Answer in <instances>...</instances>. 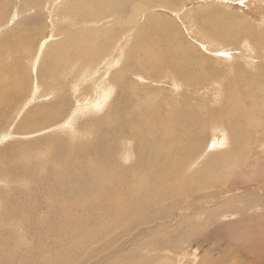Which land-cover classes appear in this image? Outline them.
Masks as SVG:
<instances>
[{"label":"rangeland","instance_id":"1","mask_svg":"<svg viewBox=\"0 0 264 264\" xmlns=\"http://www.w3.org/2000/svg\"><path fill=\"white\" fill-rule=\"evenodd\" d=\"M52 1H55V0H26V1L25 0H13V1L0 0V3H1L0 4V40L6 39L10 36L8 38L10 42H8L7 39L5 42H4V40L0 41V48H1L0 53H2L1 54L2 56L0 55V77H1V79L4 80V84H5V80L6 79L8 80L7 81L8 83H6L5 85L2 84V86L4 85L3 87H1L2 81L0 82V89L4 88L3 90H0V96H1V98H3V105L0 106V112H1L0 113V138H1L0 139L1 140L0 141V155L3 156V158H2L3 160L0 159V175H1L0 176V178H1L0 184H3V185H0V190L1 189L5 190V193L7 194L6 195L5 193H2L3 194L2 199H4V201H3V203H1L0 212H2V213H0V216L3 215V217L6 218V221H5L6 223L5 222L3 223L4 226L0 225V228L5 229L7 232L12 231L11 232L12 234L17 233V234H15L16 235L15 238L14 237L13 238L16 240L19 239V242L16 241V242L12 243V246H14V248H16V246H15L16 244L21 242V244H19L18 246L22 245V248H21L22 251L28 250V251H26L28 258L24 257L23 255H25V253H21V252L19 254L17 253L15 255L16 260H19L21 258V256H23L22 257L23 260L22 261L20 260L21 263L19 261V262H17V264H29V263L30 264H32V263L33 264H35V263L36 264H48V263L52 264L55 262H59L60 264H63L66 262V261H64L65 259L63 260V262L62 261L60 262V260L55 261L54 260V259H56L55 257L51 258V252L53 254L60 253L63 250V247H62L63 244L61 243V244L57 245L58 247H55L53 245H55L57 242H61L62 240L65 242L71 243L69 241L72 240V237L75 238L78 236L79 237L77 238L78 240H76V242H80L84 239L83 238V232H88L89 224L101 225V224H103L102 222H105V219H106V221L108 219H110V221L112 219H115L118 215L117 210L122 209L124 206H126L127 202H129L133 199H136L137 201L141 200V202H142V197L138 194V192H136L138 190L135 187V185H136L135 184L136 181H134L135 179L134 178L131 179V182H130L134 185L135 190H134V187L130 188L128 184L126 186L124 184H122L121 183L122 181L120 179V176H122L121 173H125L128 171L131 172L134 170V168L137 165L139 166V164H137L136 162H137L138 156L140 157V155L142 158H144V159L147 158L148 161L151 162L150 166H156L158 168L161 167L162 173H164L166 175L170 174L169 176H167L168 178L166 177L163 181V182H166L168 184L167 191L169 190V187H171L172 191H176L177 193H179L177 195H174L172 192H169V193H163V194L159 195L153 202H151L148 205L149 211L150 212L153 211L151 216L157 217L158 215L165 214L169 210H171V211L168 214V216H166V215L160 216V218L157 219L155 222L147 223V221L145 220V224H143L139 229L130 230L127 233L121 234L115 240L114 244L109 245V249L106 250V253H102L99 258H96L93 261H89L86 264H109L110 260L114 261L117 257H119L118 256L119 254H121L123 256L122 259H126V261H123L125 264H132V263L133 264H140V263H144V262H151V260H149L148 258L151 259V258H153L154 255L156 256V254H158L157 256H160L159 253L161 255H165L168 253V254H171L173 257H176L178 259H179V257H182V260L184 261V262L182 261L183 264H202V263H204V264H264V226H263L264 225V222H263L264 221V218H263L264 217V208H262V206L264 205V128H263L264 127V118H263L264 117L263 116L264 111H258V109H260V108L255 106V103H257V102L254 101L253 105L255 107V110L258 111L254 114V117H256V115H257V118L261 121V126H259L257 128L256 127H254V128L253 127L252 128L245 127L244 129L239 130L238 128H232L228 124H225V128H223L224 132L223 133H221V132L216 133L211 124L205 125V123H210L209 122L210 120H208V119H211L212 116H214L213 114H215V115H219V114L212 112L211 108L208 105L206 106V109H205V105L197 104V102H199V99H197V101H196V98L194 97V93L199 92V88L204 83V81L207 80L208 82L212 83L211 82L212 78L211 79L202 78L200 76L202 74H198L196 76V78L197 77L200 78L202 81V84L199 85V84H196L194 81H192L191 83H189V85H187L188 88H186V89L178 88L179 89V91H178V89H174V87L171 86V85H175L174 82L170 83L169 79L162 80L161 77H164V76L162 75V73L159 72V70L161 69L162 66L161 65L159 66V64H158L159 62L156 59V57L158 56L157 52L162 56L165 55L164 57L167 58L166 47L162 49L160 47H157V45H150V46L142 45V47H140V45H138V44H140L139 42L141 40V34L144 30L142 28H145V24H146L147 20L150 19V17H154L157 20H159V19L162 21L167 20L168 21L167 24L174 28L173 32H174V34H176L175 38L177 37L176 39H179L180 41H181V38L187 39L186 41H184V39H183V41L185 43L183 41H181L182 42L181 45L183 44V47H185V45H187L189 47L190 51L194 54L195 49L197 47H195V44L191 40L190 36L187 35L188 32L185 33V29L183 26V24H184L183 17H185L184 14L186 12L188 15L199 14V12H204V11H206L208 14V12H210L211 9L210 8L204 9V8L209 6V4H211L212 1H213V3H216V2L218 3L219 1L218 0H201V1L200 0H183L182 2H185L186 3L185 6H187L185 11H183V10L174 11L175 6H178V9H180V6H179L180 3L175 4L173 2V0H165V1L164 0H128L126 3L125 9H124L123 15H122L123 19L126 20V19L130 18L131 14L133 13V9H132L133 6L137 7L139 5L141 7L140 9L137 10V14H136L137 16L139 15L138 20L136 23H134V25L131 24V28H130V26H124L123 28H121V26L119 27V25L115 24L113 19H112L114 13H112L110 15H105L106 20L104 19V15L102 13L100 15L97 14L95 11H91V12L87 13V11L92 10V9L101 10L100 7H102V5L101 6L97 5L98 0H95V1L90 0V3L85 5V7H84L85 9L83 7H80L81 8L80 9L77 5L73 6L75 8L74 11H76V12H74V11L72 12V9H71L72 6L70 8L71 10L69 8H66L67 10H69L71 12V13H69V16H67L66 19L64 18L63 15L68 14L69 11L68 12L67 11H61V9H60L61 7H59L61 3L58 4V6H56L54 8H46L47 3L52 2ZM117 1L124 2L125 0H117ZM192 1L198 2L197 5L198 4H203V5L200 7H196L194 4L190 5L189 3ZM225 1H229L232 3L221 1L222 5L219 7H217V6L214 7L212 12L221 11L224 15H226V12H231L232 13L231 18L234 17L235 20L240 18V17L247 19V20H251L252 17H258L259 16L257 10L252 11L251 13L244 15V12H248L250 10V7L245 6V3L247 2V0H225ZM62 2H63V0H62ZM68 2L69 1L67 0V5H68ZM143 2H144V4H143ZM134 3H136V4H134ZM7 4L9 5L10 9L8 8ZM12 5L15 7V8H13V11L11 10ZM71 5H73V3ZM90 5H91V7H90ZM258 5H259L258 1L256 2L255 0H253L250 3L251 7H253V6L257 7ZM24 6L26 9L24 8ZM77 7L79 8V10ZM114 7L118 8L119 4L114 5ZM237 7H242V9L237 8ZM42 9H43V11H42ZM21 10H23V12ZM49 10L51 12H53L52 15L56 16V17L60 13V17L56 18V20H54L51 17ZM139 10L142 12L141 14H139ZM262 10L264 11V9H262ZM16 11L18 13H20L19 11L22 12V16L18 19H15L16 15L14 12H16ZM112 12H114V11H112ZM9 13H11V14L9 15ZM23 13H25L24 14L25 16L23 15ZM45 13H46V15H45ZM73 13H74V20L75 21H73V20L71 21V18H70V15ZM106 13H109V12H106ZM106 13H104V14H106ZM145 13H147V14L145 15ZM142 15L143 16L145 15V16L143 17ZM147 15H148V18L146 19ZM42 16H45V17H42ZM28 17L32 21H35V22L37 21L36 22L37 24L33 23L29 26V24L26 21V18H28ZM40 17H42V18H40ZM178 17H180V18H178ZM142 18L145 20L143 21ZM13 19H15V20H13ZM101 19H103V20L101 21ZM178 19H181V21H178ZM109 20H111V23H113V25H111ZM257 20L255 21V23H257ZM46 21L48 22V25H47ZM86 21H87V23H84ZM88 22H90V25L88 24ZM92 22H94V23L92 24ZM98 22H100V23L97 24ZM17 23L19 25H17ZM74 23H77V24L74 25ZM7 24H8V26H6ZM9 24H10V26H9ZM14 24H16V25H14ZM105 24H106V26H105ZM251 24H252V21H250V25ZM81 25L83 27H81ZM107 25H110L111 27L110 26L108 27ZM52 26H53V28H52ZM68 26L70 29L67 28ZM257 26H259V25H257ZM17 27H18L19 31H17ZM34 27H35V30H33ZM140 27H142V28H140ZM260 27L262 29H259L258 31H255L254 29H250V31H249L252 34L256 35V37H255L256 40H255V38L253 39L255 41H258V40L261 41L264 39V37H263L264 35L262 36V39H261V34H259V31L264 33V24L262 23ZM56 28L58 30L60 29L61 31L57 30V32H59V33H57L55 30ZM136 28H137V30H136ZM43 29H45L44 30L45 36H47L48 32L51 31V37L54 36L55 38L56 37L57 38L53 39L49 36V34L47 37H45L44 35L42 36L41 32L43 31ZM113 29H114V31H113ZM140 29H142L141 32H139ZM14 30H16V31L14 32ZM28 30H30L29 33H28ZM37 30L39 33H37ZM66 30H68V31H66ZM100 30H101V32H100ZM207 30H209V29H207ZM105 31H106V33H105ZM63 32H64V34H63ZM83 32L85 34H83ZM149 32L151 34V31H149ZM5 34H7V36ZM35 34H37V35H35ZM71 34H73V35H71ZM115 35H118L120 37L118 41H120L124 37H127V35H130V36L132 35V36L131 37L128 36L125 40V45L127 46V49L124 51L123 59L121 58L118 61H115V58H114L112 60V62L108 65L109 72H107L105 64H103V61L105 58H100V57H95V56H93V58H92V54H89L87 52H83L81 50V46L84 47L82 45L84 43H89V42H95L96 43L97 42V44L100 45L99 49L101 52L104 51L105 46L113 47V48H111V50H113L115 48L114 46L117 45L116 44L117 39L115 38L116 37ZM70 36H72V39ZM247 36L249 37L250 34L248 33ZM69 37H70V39H69ZM103 37H104V40H103ZM65 38H68V39H65ZM47 39H49V40H47ZM93 39H94V41H93ZM106 39H108V40H106ZM131 39H132V41H131ZM110 40L111 41L113 40L112 41L113 43H111ZM133 43H134V46L137 45V47L132 46ZM223 43L229 44L227 41L223 42ZM68 44L69 45L72 44V45L69 46ZM165 44H166V41L164 43V46H165ZM43 45H44V49L41 51V46H43ZM46 45H47V47H46ZM92 46H93L92 47V53H94V50L97 49V46L95 44H92ZM11 47H12V49H11ZM50 48H51V50H50ZM58 48H60V51ZM138 48L140 49V51ZM236 48L237 47L232 45L230 50L233 51ZM179 49H180L179 51L182 50V48H179ZM17 50H18V54L16 52ZM19 50H21V51H19ZM147 50H150V51H147ZM152 50L155 52V55H154ZM46 51H47V53H46ZM64 51H66V52H64ZM7 52L10 54H8ZM38 52H40L41 55L38 54ZM48 53H50V54H48ZM52 53H53V55L55 53L56 54L53 56ZM67 54H69V55H67ZM13 55L15 56V58L12 57ZM36 55L39 59L37 57H35ZM62 55L63 56L66 55V56H68V58H70L69 56H75V57L79 56V58L71 66L64 65V67L58 68L57 62L61 63L60 60H63ZM208 55L212 56L211 54H208ZM19 56H20V58L18 59ZM127 56L129 57V59ZM257 56L258 55H254V58L256 60L259 58ZM11 57L14 59H12ZM147 58L150 60L151 59H153V60L150 61ZM27 60H29L31 62H29ZM130 60H132V61H130ZM146 60H148V61H146ZM154 60H156V61L154 62ZM34 61L36 62L35 66H32V63ZM46 61H47V63H46ZM259 61H260V59H258V61H256L255 64ZM38 62H42V64L39 63V65H38ZM113 62H115V63H113ZM147 62H148V64H150V63L151 64L148 65ZM51 63H52V66H51ZM124 64H126V65H124ZM127 65H129L130 67L129 66L127 67ZM143 65H144V67H143ZM115 67H120V70L117 71L118 69ZM131 67H132V70H131ZM134 67H135V71H134ZM111 68H113V69H111ZM127 68H128V70H127ZM143 68H144V70H143ZM53 69L55 71V74L53 72ZM157 69H159V70H157ZM49 70H51L53 73L49 74V72H48ZM125 70H127V71H125ZM221 70L228 71L227 68H222ZM132 71H134V73H132ZM4 72H6V73L12 72V73L11 74H5L6 75L5 76L6 79H5L4 74H3ZM102 72L103 73L104 72L110 73V74H108L109 77L103 76V77L99 78V80L101 82L103 79L104 81H107L108 83H112L113 93L110 94L111 99H109L110 97L108 98L109 100L107 99V101L105 102V106H104L103 110L101 109L100 113L95 114L90 110L86 114L87 117H85L84 121L88 125L87 129H85L83 126L78 125V128L84 130V136L82 137L80 135V133L78 132V135H75L74 137H72V139H73L72 142H74V141H76V142L72 143V145L66 146L64 156H60V161L58 162L59 157L57 158L55 156H59L58 144L61 141L60 138H63V137L69 138V136L62 130L67 127V124H68L67 119L68 118L70 119L73 116L72 112H73V110H75V108L77 106V99H83L82 97H84V95L82 97H77V96L75 97V95L72 94L74 91L71 88H73V84L75 85V88L81 86V89L83 87L81 93H84L85 95L90 93V95L92 94L91 97L94 96L93 91H95V90H92V89H93V86L96 84L97 77H99L100 75L103 74ZM60 73H61V75H60ZM49 75H50V78H49ZM130 75H131V77H130ZM57 76H58V78H57ZM82 76H84V78L81 79ZM90 76H91V78H90L91 80L90 79L86 80V78H89ZM125 76H127L128 78ZM259 76H260V74L254 75V77H259ZM33 77H34V80L36 79L35 80L36 82H34ZM93 77H94V79H93ZM66 78H67L66 86H68V87L65 88V90H63L61 88V86L63 85V82ZM113 78H114V80H113ZM117 78H119V79H117ZM123 78L125 79V81ZM149 78H150V80H149ZM50 79H51V81H50ZM130 79H131V81H129ZM44 80H46V81H44ZM83 80L84 81L86 80L89 84L88 83L83 84V82H82ZM118 80H120V81H118ZM127 81H128V83H127ZM149 81L152 83H149ZM159 81H161V82H159ZM130 82H132V84ZM32 83H34V84H32ZM71 83H73V84H71ZM37 84L39 87L37 86ZM156 84H158V86H159V84H161L162 86L164 85L163 88H165L167 86L168 89H164V93L176 92V93H179L183 98H187V97L191 96V94H192L193 99L195 101V102H193L194 103L193 106H195L196 108H198V107L200 108L202 106L203 111L205 109V112L203 113V116L205 117L204 118L205 127L203 126V124L200 125V127H195V128L192 126L191 128L188 129L187 132H186L187 129H184L183 131H181V132H186V133H184V136H183V134H181V133L178 135L175 134V132L170 131V129L165 133V131L160 130L161 129L160 127L156 126L155 122H150L151 125L155 126V127L151 130H142L143 132L146 133L145 135L139 136L138 132H132L130 130L131 129L130 127H132V125H133L132 121L137 117H133L132 115H127L131 111L128 110L122 102H124V100L126 98H128L130 95L135 94L136 91L141 92L139 94L140 95L139 98H141L140 102L143 101V98H145L146 100L150 99L151 96H147V95L150 94V92L152 95L153 89L156 88L158 91H163V88L158 89L159 87ZM225 84H229V83H225ZM225 84L219 83L218 86L220 85L221 88H218V89L222 90V92L226 96H230V94H231L230 91H232V89L229 87L231 85L235 86V88H237L239 90L238 92H239L240 96H242V97L244 94H248L249 92L253 93L252 89H251V86H252L251 82H250V90H248L246 88L245 82L240 83V85H238L237 82H235V84H234V82L230 83L229 85H226V86H225ZM24 85H26L27 87ZM222 85H224V86H222ZM54 87L58 88L57 92L59 90L60 91L62 90L64 92L63 96H59L61 93H55L54 99H53L54 96L46 98L44 100L40 99L42 96L49 95L50 89H53ZM255 88H256V85H255ZM34 89H36V90H34ZM81 89H79V90H81ZM122 89H124V90H122ZM141 89H143V90H141ZM39 90H40V92H39ZM170 90H172V91H170ZM246 90H248V91L246 92ZM69 91H70V93H69ZM209 91H210V89L205 88V90L202 92V94H198V95L196 94L197 98H199L201 95L202 97L206 98V101H209V97H211V94L209 93ZM147 92H149V93H147ZM33 94L35 95V97H33L34 96ZM70 95H71V98H73L72 100L70 99ZM143 95H145L146 97ZM185 95L187 97H185ZM117 98H119V100ZM171 98H172V96H171ZM263 99H264V96H263ZM30 100H32V101H30ZM242 100L244 101L243 103H245L247 100V95L245 98H242ZM262 100H260L259 103ZM39 102L42 103L43 107L42 106L41 107L43 109H42V112L40 113L41 116L39 114H38V116L35 115V118L38 121L37 122L35 119L38 128L33 129L34 131L32 132V130L30 131L26 127L27 122L30 119L27 120V119H25V117L31 113V112L28 113V111L37 107V103L39 104ZM23 103H24V105L21 107V104H23ZM25 103H27V104H25ZM47 103H48V105L46 106ZM61 103H63V104H61ZM49 105H51V106H49ZM114 105H115V107H114ZM119 105L123 106V108H119L118 107ZM151 106H153V104ZM193 106H190L189 109L193 108ZM45 109L47 111H45ZM53 109H55V110L53 111ZM58 109L60 111L59 114H58ZM221 110H222V107L217 109V112L220 113ZM110 111H111V113H110ZM122 111H125V112H122ZM19 112H21L22 114ZM49 112H51L53 114H51L47 118V114ZM208 112H210V113H208ZM260 112H261V114H260ZM19 114H21V115H19ZM195 115H197L196 111L191 109L190 115H188V117L191 118V116H192L191 119H195ZM258 115H260V117ZM4 116H5V118H4ZM6 116L8 117V119ZM9 117H10V119H9ZM12 117L14 120L12 119ZM44 117L47 118V121L45 120ZM128 118H132V121H128L127 120ZM99 119H101V121L98 124L97 120H99ZM196 119H195V121L197 122L198 118L196 117ZM17 120H18V123L16 124ZM19 120L21 123H19ZM2 121H4V122H2ZM12 124H14L13 127H12ZM40 126H42V127H40ZM55 126H57L61 130H59L58 128H56L55 130H51V128L55 127ZM140 127H141L140 129H142V125ZM23 129H27V130H23ZM248 129H250V130H248ZM1 130H2V132H1ZM198 132H199V134H198ZM20 133H21V137H18V136H20ZM74 134H76V133H73V135ZM201 134H202V136H201ZM241 134L245 135L244 139H248V143L247 144L245 143V148H243V149H240L241 148L240 145L237 143V140H235V139L239 138ZM24 135H26V137ZM192 135L196 136L197 139L196 140L193 139ZM204 135H205V137H204ZM185 136L188 137L189 139H187ZM2 137H5V138H2ZM144 137H148V138H150V140H148ZM158 137L160 138V140ZM180 137H181V139H183L182 137H184V141L180 143V149L183 150L186 146H191V148H193V150L196 149V151H194L193 153L197 152L198 144L202 145L199 148V151H200L199 153L207 151L206 149L209 148V142L212 139H217L219 141V143L222 144V146L227 148L229 154L226 153V155H223L222 160L220 159V156L215 160V157L221 154V149H217L216 151H214L212 153L207 152L208 156L212 157L213 160L215 161L214 163L217 164L219 167L221 166L220 169L222 167H224L221 169L223 172V177L221 178L220 182L217 181L218 183L216 182V184L214 182L210 188L201 189V191H197L196 188H194L192 186V178H191L192 176L187 169V166L189 163H188V159L186 156L184 158L183 157L177 158L176 156H174L172 158H168L169 155H167L166 153H164V155L162 156L163 153L157 154L155 152V148L154 149L148 148V145L150 143L154 142V140H155L154 143L158 142V143H156V145L159 144L161 149H163V151H166V149L168 147H170L169 145H174L175 141L180 139ZM202 137H203V139H202ZM43 138L46 141L42 140ZM78 139H79V141H77ZM85 139H86V141H85ZM36 140H40V141L35 142ZM121 140H122V142H121ZM19 141H21V143ZM146 141H148V142H146ZM44 142H46V143H44ZM12 143H14V144H12ZM19 143L21 145H19ZM26 143H28V144H26ZM35 143H36V145H35ZM80 143H82V144H80ZM161 144L162 145L164 144L163 147L161 146ZM229 144H231V146ZM46 146L51 149V156L49 157L50 159L47 157L44 158V156H42L43 150ZM137 146L140 149L143 148L140 155H138L139 152H138ZM39 147H40L42 153L39 151L40 150ZM22 148H24V149H22ZM53 148H55V149H53ZM126 148H130V149L133 148L134 149V150L132 149L134 151L133 152L134 158L131 161H128V159L124 158V156L121 154V150L124 151ZM135 148H137V149H135ZM1 149H3L4 152H2ZM21 150H23V151H21ZM54 150H57V151H54ZM15 151H16V153H14ZM20 151H21V153H20ZM239 152H242V153H239ZM11 154H12V156H11ZM105 154L106 155L108 154L109 156L108 155L106 156ZM15 155L16 156L19 155L18 158ZM37 155H39V156H37ZM100 155H101V157H99ZM6 156L8 158H6ZM52 156L55 159H53ZM20 157H22L23 160ZM77 157H78V159H77ZM185 158H186V160H185ZM8 159L9 160L11 159L12 161L16 160L17 163L14 162L15 163L14 164L12 161L10 162ZM45 159L48 161H45ZM96 159L98 161L99 160L100 161L98 162ZM1 161H2V163H1ZM117 161H119V162H117ZM220 161H221V163H217ZM23 162H24V164H23ZM82 164H84V165H82ZM103 164H105V165H103ZM116 164H117V166H116ZM174 164H176V165H174ZM74 165H76V167H74ZM87 165L89 166L88 168H87ZM234 165L236 167H234ZM53 166H54V168H53ZM77 166H79V167H77ZM83 166H86V168ZM97 166H99L98 169H97ZM21 167H22V169H23V167H25L26 169L21 170ZM45 167H47V168H45ZM61 167H63V168H61ZM108 167L110 169H108ZM44 168H45V170H43ZM78 169H80L81 171H78ZM95 170H96V172H95ZM237 170L239 172H237ZM14 171H17V172H14ZM18 171H20V173H22L23 175L19 174ZM76 171H78V172H76ZM259 171H260V174H262L260 176H258ZM94 172H95V174H94ZM102 172H104L105 176H100V174ZM185 173H187V174H185ZM188 173H189V176H191V177L188 176ZM112 174H115L113 178H111ZM242 174H244L246 177L242 176ZM4 176H6L5 178L8 182L13 181L11 179V176L13 178L16 177V180H14L15 182L13 181V183H7L6 180L2 181L5 179ZM17 176H18V179L21 178V180L20 179L18 180ZM251 176H253V177H251ZM92 178L95 180H93ZM110 178H111V180H110ZM115 178H117L118 181L115 180ZM8 179H11V180H8ZM31 179L32 180L34 179L35 183H34V181H32L33 184H31V182H30ZM50 179L52 180V183L54 185L49 182ZM170 179H171V181H169ZM119 181H121V182H119ZM81 182H84V183H81ZM112 182L116 183L117 187L120 184L119 189L110 190V186H111ZM223 182L225 183L224 185H223ZM83 184H86V185L88 184V186L83 185ZM31 185H32V187H31ZM46 185H47V188L44 189L43 186L46 187ZM50 185H52V186L50 187ZM69 185H74V186H69ZM221 185H223V186H221ZM68 186L70 188L71 187L73 188L72 192H74V193L68 192L70 190V188ZM12 187H13V189H11ZM87 187H88V189H87ZM191 187H193V188H191ZM97 188H99V189H97ZM211 188H212V190H211ZM217 188H218V190H217ZM10 189L12 190L11 194H10ZM65 189L67 191H65ZM89 189H90V192H89ZM127 189H129L130 192L127 191ZM131 189L134 191L132 192ZM41 190H42V193L40 192ZM6 191H9V193ZM19 191H21V192H19ZM122 191H124V192H122ZM214 191H215V194H213ZM86 192H88L87 195H86ZM25 193H27V194H25ZM45 193L47 194V196L49 195V197L45 196ZM43 194H44V196H42ZM16 195H18V196L16 197ZM50 196L55 199V200L52 199L53 200L52 203H51V201L50 202L48 201V200H50ZM84 196L90 197V203L89 204H91L90 206L93 207V213H92V218L90 220H88V222H90V223L87 224V226L85 225L84 228H82V226L80 227V222L82 225V223L85 221H83L82 218L80 217L82 214L81 209H78V207H77L76 208V210H78L77 213H76V210H72V212H71L69 204H71L72 206H74L73 205L74 203L80 205L79 204L80 198H83ZM18 197L19 198L31 197L32 200L35 201L34 207L31 208V206H30L29 210L25 211L27 214L24 212V213H22V215H24V216L18 215L19 217H21V219H23V218L26 219V222H25V220L24 221L22 220V222H21L22 234L20 233L21 230H19L21 228V226L19 227L18 225H16L18 223L17 220L19 217H17V215H16V217H15L16 219L13 217L14 218V221H13V218L11 219V214L8 215V213H11V207H8L10 201L13 202ZM68 197L72 198L71 201ZM94 197H96V198H94ZM93 198L97 199L98 201L94 200ZM40 199L42 200V202L39 201ZM68 199H69V201H68ZM44 200L46 202H44ZM105 201H106V203H105ZM175 201H177L178 203L175 204ZM1 202H2V200H1ZM5 202L7 203V206L6 205L4 206V204H6ZM40 202L42 203V205ZM132 202L134 204L137 203L135 200H133ZM250 202H251V204H249ZM49 203H51V204H49ZM37 204L41 205V207L38 206ZM118 204H119V206H118ZM165 205H171V209H168V210L164 209L163 206H165ZM219 206H220V208H219ZM222 206H226L224 211L218 210L216 212V209H218V208L222 209ZM37 207H39V208L37 209ZM45 207L46 208L48 207V208L46 209ZM53 207L56 208L57 210L53 209ZM49 208H51V209H49ZM68 208H69V210H68ZM32 209H34V210H32ZM43 209H45V210H43ZM38 210L40 211V213ZM49 210H50V212H49ZM55 210L58 211L57 214H56ZM36 211H37V213H36ZM52 211H53V213H52ZM67 211H70V213ZM73 212H74V214H71ZM141 212H142V209L136 211V213L133 215L138 217ZM29 213H31V216L28 217V215H30ZM33 213H35V215H34L35 219L32 216ZM47 213H48V215H47ZM247 213H248V215H247ZM45 214H46V216H45ZM59 215L61 216L60 218H58ZM142 215L143 214H141V216ZM27 217H28V219H27ZM36 217H37V219H36ZM70 217L71 218L74 217V219H71ZM76 217L77 218L79 217V219L77 220ZM145 217H146V215H145ZM45 218H46V220H45ZM48 218H49V220H48ZM61 219H62V223H61V221L58 222ZM260 219L262 220V222H260ZM70 220L73 222H71ZM198 220L200 221V224L197 223ZM47 221H50V222H47ZM63 221L65 223L66 222L70 223V224H67L68 226L71 225L72 223H77V224L79 223V227H77V229H76V226L75 227L73 226L74 228L71 227V231L69 230L70 226L68 227L64 223V225L66 226V230H64V232L65 231L74 232V231H72V228H73L74 230H76V232L79 230L78 231L79 233L77 232L78 234H76V235L75 234H69L70 236H67L68 235L67 232H65V234H64V232H63L64 225H60V224H63ZM45 222L48 224H46ZM30 224H33V225H30ZM54 224H56L55 227H54ZM83 224H85V223H83ZM29 225H30V227H29ZM188 225L191 226L190 229H188L189 228ZM218 225H220V226H218ZM23 226H25L24 229H23ZM60 226L63 227L62 230H61ZM50 227H51V229H49ZM226 227H228V228H226ZM232 227H233V230L231 232L230 228H232ZM58 228L63 232V234H61L60 230H59L60 232L58 231ZM158 228L167 229L168 231H171L172 233H175V232H173L174 228L178 229V230H182V231L185 230L186 235H184L182 239H181L180 234H178L179 236L178 235L177 236H171V237H169V239H171L169 242H164L161 237H160V240H158V242L150 243V242L145 241L147 239H150V238H148V235L155 233ZM9 229H10V231H9ZM170 229H172V230H170ZM14 230H17V231H14ZM46 230L48 231V233L46 232ZM118 230L119 229H116L115 226L110 227L109 232L107 234L102 235L104 232L101 233V236L98 237V241L100 243L104 242L106 239H108L109 237L114 235V233H117ZM234 230L236 231L235 233H233ZM3 231L4 230H2L0 232H3ZM23 231L28 236L30 234V236L29 237L24 236ZM159 232L160 231L157 230L156 234H158ZM176 233H178V232H176ZM38 234H40V235H38ZM52 235H56L57 237L52 236ZM142 235H146V237L143 238ZM64 236L67 239L66 238L63 239ZM151 236L155 239L158 238L157 235H155V236L151 235ZM19 237H21V238H19ZM49 237H51V238H49ZM133 237L137 239V242L139 245V247H138L139 250L131 249L128 245L132 241L131 239H133ZM53 238H54V240H53ZM33 239H34V241L32 243ZM42 239L45 241H48V244H46ZM228 239H229V241H228ZM28 240H29V242H28ZM151 240L153 241L154 239H151ZM24 241H27L28 247H27V244L24 243ZM50 242H51L52 246L50 245ZM146 242H147V244H146ZM236 242H237V244H236ZM73 243H75V242L73 241ZM141 244H143V245H141ZM42 247H44V249H45L43 252L41 251ZM61 247H62V249L59 250V248H61ZM14 248L11 247L9 252L12 253L14 251ZM55 248H57L60 252ZM160 249H162V250H160ZM167 249H170V251H167ZM49 250H51V251H49ZM159 250H160V252H159ZM156 251H158L159 253ZM40 254H42L46 258L44 260H42V258L40 257ZM104 255L106 256V258ZM70 257L72 258V254L69 256L67 264H71L70 262H72V261H73L72 264H80L78 262L79 258H77V260H74V259H71ZM102 257L104 260L105 259L106 260L104 261L102 259ZM0 260L4 261V259H0ZM103 261H104V263H103ZM3 263L7 264L6 261H4ZM174 264H180V263H178L177 261H174Z\"/></svg>","mask_w":264,"mask_h":264},{"label":"bare ground","instance_id":"2","mask_svg":"<svg viewBox=\"0 0 264 264\" xmlns=\"http://www.w3.org/2000/svg\"><path fill=\"white\" fill-rule=\"evenodd\" d=\"M8 1V0H7ZM10 1H13V0H10ZM26 1V0H25ZM69 2H68V5H67V0H63V2H62V0H55V1H52V2H48L47 3V5H46V8H54V7H56V6H58V4H60V6L59 7H61L60 9H61V11H69V10H67L66 8H71V6H72V12L74 11V7L73 6H75V5H77L79 8L80 7H85V5H87L88 3H90V0H68ZM95 1V0H94ZM127 1L128 0H125L124 2H121V1H117V0H98L97 1V5H102V7H100V9L101 10H95V9H92V10H89V11H87V13L88 12H91V11H95L97 14H103L104 15V19L106 20V16L105 15H110V14H112V13H114V15H113V17H112V19H113V21H114V23L115 24H117V25H119V27L121 26V28H123L124 26H130V28H131V24L132 25H134V23H136L137 22V20H138V16L136 15L137 14V10L138 9H140L141 7L138 5L137 7H135V6H133L132 7V9H133V13L131 14V16H130V18H128V19H123V17H122V15H123V12H124V9H125V6H126V3H127ZM165 1V0H164ZM183 0H173V2L176 4V3H180L179 4V6H180V9H178V6H175L174 7V11H181V10H183V11H185V9L187 8V6H185L186 5V3L185 2H182ZM201 1V0H200ZM219 2L217 3H213V1L211 2V4H209V6H207L206 8H204V9H208V8H210L211 10H210V12H208V14H207V12L206 11H204V12H199V14H190V15H188L187 14V12L184 14V16L185 17H183V19H184V24H183V26H184V29H185V33L186 32H188V34L187 35H189L190 36V38H191V40L193 41V43L195 44V47H197L196 49H195V52H194V54L190 51V49H189V47L187 46V45H185V47H183V44L181 45V41H183V39H184V41H186L187 39H185V38H181V41L179 40V39H176L175 38V36H176V34H174V32H173V30H174V28L172 27V26H169L167 23H168V21L167 20H164V21H162V20H157L156 18H154V17H150V19L149 20H147V22H146V24H145V28H142V27H140V28H142V29H144L143 30V32H142V34H141V40H140V44H138V45H140V47H142V45H146V46H150V45H157V47H160V48H165L166 47V51H167V58L166 57H164V56H162V55H160L158 52H157V54H158V56L156 57V59L158 60V64H159V66L161 65L162 67H161V71L159 70V69H157V70H159V72L160 73H162V75L164 76V77H161V79L162 80H167V79H169L170 80V83H173L174 82V84L175 85H171L172 87H174V89H178V88H184V89H186V88H188V86L187 85H189V83H191L192 81H194L196 84H202V81H201V79L200 78H196V76L198 75V74H202V75H200L202 78H208V79H211L212 78V83H210V82H208L207 80H205L204 81V83L200 86V88H199V92L198 93H194V97L196 98V101H197V99H199V102H197V104H199V105H205V109H206V106L208 105L210 108H211V111L212 112H215V113H218L219 115H215V114H213L214 116H212V118L211 119H208V120H210L209 122L210 123H205V125H212L213 126V128H214V131L216 132V133H219V132H221V133H223L224 132V130H223V128H225V124H228L229 126H231L232 128H238L239 130L240 129H244L245 127H250V128H254V127H259V126H261V121L257 118V115H256V117H254V114L256 113V112H258V111H264V99H263V96H264V39L263 40H261V41H255L256 40V35H254V34H252L251 32H249L250 31V29H254L255 31H258L259 29H262L260 26H261V24L263 23L264 24V11L262 10V9H264V0H255L256 2L258 1V3H259V5L257 6V7H255V6H253V7H251L250 6V3L253 1V0H247V2L245 3V6H248V7H250V10L248 11V12H244V15H246V14H248V13H251L252 11H255V10H257L258 11V14H259V16L258 17H252L251 18V20H247V19H244V18H238V19H236L235 20V18L234 17H232L231 18V12H226V15H224L221 11H216V12H212L213 11V9H214V7H219V6H221L222 5V3H221V1H223V2H228V3H232V2H229V1H225V0H218ZM4 2V1H3ZM12 3V2H11ZM73 3V5H71ZM197 3L198 2H196V1H192V2H190L189 4L190 5H192V4H194L196 7H200V6H202L203 4H198L197 5ZM201 3V2H200ZM1 4V3H0ZM6 4V3H5ZM14 4V3H13ZM44 4V3H43ZM116 4H119V7L118 8H115L114 7V5H116ZM132 4V3H131ZM134 4H136V3H134ZM143 4H144V2H143ZM149 4V3H148ZM8 5V4H7ZM207 5V4H206ZM94 6V5H93ZM11 7V6H10ZM77 7V8H78ZM90 7H91V5H90ZM96 7V6H95ZM8 8H9V5H8ZM13 8H15L13 5H12V8H11V10L13 11ZM22 8V7H21ZM24 8H25V6H24ZM45 8V9H46ZM79 8H78V10H79ZM82 8V9H83ZM237 8H240V9H242V7H237ZM10 9V8H9ZM26 9V8H25ZM70 9V10H71ZM81 9V8H80ZM85 9V8H84ZM191 9V8H190ZM195 9V8H194ZM202 9V8H201ZM20 10V9H19ZM143 10V9H142ZM196 10V9H195ZM198 10V9H197ZM22 12H23V10H21ZM21 11H19L20 13H18L17 11L16 12H14L15 13V19H18V18H20L21 16H22V12ZM32 11V10H31ZM37 11V10H36ZM42 11H43V9H42ZM112 11H114V12H112ZM27 12V11H26ZM40 12V11H39ZM74 12H76V11H74ZM106 12H109V13H106ZM194 12V11H193ZM29 13V12H28ZM27 13V14H28ZM49 13H50V15H51V17L54 19V20H56V18H59L60 17V13L57 15V17L56 16H53L52 14H53V12H51L50 10H49ZM69 13H71L70 11L68 12V14H66V15H63L64 16V18L66 19L67 18V16H69ZM104 13H106V14H104ZM142 12L139 10V14H141ZM5 14V13H4ZM11 13H9V15H10ZM25 13H23V15H24ZM63 14V13H62ZM126 14V13H125ZM147 13H145V15H146ZM45 15H46V13H45ZM128 15V14H127ZM144 15V16H145ZM25 16V15H24ZM143 16V15H142ZM143 16V17H144ZM5 17V16H4ZM13 17V16H12ZM36 17V16H35ZM42 17H45V16H42ZM42 17H40V18H42ZM47 17V16H46ZM78 17V16H77ZM100 17V16H99ZM159 17V16H158ZM8 18V17H7ZM70 18H71V21L73 20V21H75L74 20V13L73 14H71L70 15ZM93 18V17H92ZM148 18V15H147V17H146V19ZM178 18H180V17H178ZM255 20H254V19ZM15 19H13V20H15ZM37 19V18H36ZM61 19V18H60ZM89 19V18H88ZM143 19V18H142ZM141 19V20H142ZM182 19V20H183ZM258 19V20H257ZM45 20V19H44ZM64 20V19H63ZM103 19H101V21H102ZM145 19H143V21H144ZM257 20V23H255V21ZM26 21H27V23L29 24V26L31 25V24H33V23H35V24H37L35 21H32V20H30L29 19V17L28 18H26ZM53 21V20H52ZM70 21V22H71ZM85 21V20H84ZM110 21V23H111V20H109ZM178 21H181V19H178ZM250 21H252V24L250 25ZM12 22V21H11ZM47 22V21H46ZM66 22V21H65ZM81 22V21H80ZM91 22V21H90ZM90 22H88V24L90 25ZM139 22V21H138ZM40 23V22H39ZM83 23V22H82ZM84 23H87V21L86 22H84ZM94 22H92V24H93ZM100 22H98L97 24H99ZM145 23V22H144ZM53 24V23H52ZM75 24H77V23H74V25ZM141 24V23H140ZM209 24V25H208ZM14 25H16V24H14ZM17 25H19L18 23H17ZM47 25H48V22H47ZM86 25V24H85ZM111 25H113V23H111ZM143 25V24H142ZM257 25H259V26H257ZM6 26H8V24L6 25ZM9 26H10V24H9ZM37 26V25H36ZM87 26V25H86ZM96 26V25H95ZM104 26V25H103ZM102 26V27H103ZM105 26H106V24H105ZM108 27L110 26V25H107ZM116 26V25H115ZM253 26V27H252ZM3 27V26H2ZM5 27V26H4ZM23 27V26H22ZM57 27V26H56ZM72 27V26H71ZM81 27H83L82 25H81ZM107 27V28H108ZM111 27V26H110ZM118 27V28H119ZM149 27V28H148ZM20 28V27H19ZM52 28H53V26H52ZM55 28V27H54ZM67 28H69V26L67 27ZM77 28V27H76ZM100 28V27H99ZM133 28V27H132ZM30 29V28H29ZM37 29V28H36ZM51 29V28H50ZM70 29V28H69ZM101 29V28H100ZM127 29V28H126ZM135 29V28H134ZM142 29H140V31L139 32H141V30ZM207 29H209V30H207ZM9 30V29H8ZM24 30V29H23ZM33 30H35V27H34V29ZM44 30L45 29H43V33L41 32V34H42V36L44 35ZM54 30V29H53ZM56 30V32H57V28L55 29ZM95 30V29H94ZM136 30H137V28H136ZM16 30H14V32H15ZM17 31H19V29H18V27H17ZM58 31H61L60 29L58 30ZM66 31H68V30H66ZM80 31V30H79ZM96 31V30H95ZM113 31H114V29H113ZM130 31V30H129ZM149 31H151V34H150V32ZM10 32V31H9ZM12 32V31H11ZM25 32V31H24ZM27 32V31H26ZM30 32V30H28V33ZM54 32V31H53ZM97 32V31H96ZM100 32H101V30H100ZM112 32V31H111ZM37 33H39L38 32V30H37ZM57 33H59V32H57ZM87 33V32H86ZM99 33V32H98ZM105 33H106V31H105ZM116 33V32H115ZM250 34V36L248 37L247 36V34ZM4 34V33H3ZM40 34V35H41ZM48 34H49V36L51 37V31H49L48 32ZM48 34H47V36H48ZM63 34H64V32H63ZM74 34V33H73ZM73 34H71V35H73ZM78 34V33H77ZM83 34H85L84 32H83ZM259 34H261V39H262V36L264 35V33L263 32H261V31H259ZM6 36H7V34H5ZM9 35V34H8ZM20 35V34H19ZM35 35H37V34H35ZM79 35V34H78ZM88 35V34H87ZM90 35V34H89ZM134 35V34H133ZM45 36V35H44ZM47 36H45V37H47ZM64 36V35H63ZM80 36V35H79ZM99 36V35H98ZM116 37V39H117V45L116 46H114L115 48L113 49V50H111V48H113V47H109V46H105V49H104V51L103 52H101L100 51V45H98L97 44V42L95 43V42H89V43H84V44H82L84 47H82L81 46V50L83 51V52H87V53H89V54H92V58H93V56H95V57H100V58H105L104 59V61H103V64H105V67H106V69H107V72H109V69H108V65L112 62V60L115 58V61H118L119 59H123V55H124V51L127 49V46L125 45V40H126V38L128 37V36H130V35H127V37H124L123 39H121L120 41H118L119 40V36L118 35H115ZM132 36V35H131ZM130 36V37H131ZM243 36V37H242ZM10 37V36H9ZM8 37V38H9ZM13 37V36H12ZM33 37V36H32ZM36 37V36H35ZM44 37V38H45ZM49 37V38H50ZM71 37V39H72V36H70ZM70 37H69V39H70ZM92 37V36H91ZM90 37V38H91ZM108 37V36H107ZM129 37V38H130ZM264 37V36H263ZM6 38V37H5ZM8 38H6L7 39V41L8 42H10L9 41V39ZM21 38V37H20ZM51 38H55L54 36L53 37H51ZM57 38V37H56ZM55 38V39H56ZM99 38V37H98ZM106 38V37H105ZM134 38V37H133ZM255 38V40H253ZM6 39H2V40H4V42L6 41ZM22 39V38H21ZM65 39H68V38H65ZM2 40H0V41H2ZM11 40V39H10ZM23 40V39H22ZM45 40V39H44ZM47 40H49V39H47ZM103 40H104V37H103ZM106 40H108V39H106ZM105 40V41H106ZM114 40V39H113ZM112 40V41H113ZM25 41V40H24ZM93 41H94V39H93ZM111 41V40H110ZM111 41V43H113ZM131 41H132V39H131ZM165 41H166V44H165V46H164V43H165ZM183 41V42H184ZM228 42L229 44H224L223 42ZM12 42V41H11ZM26 42V41H25ZM28 42V41H27ZM37 42V41H36ZM43 42V41H42ZM104 42V41H103ZM235 42V43H234ZM14 43V42H13ZM71 43V42H70ZM109 43V42H108ZM185 43V42H184ZM12 44V43H11ZM10 44V45H11ZM24 44V43H23ZM92 44H95L96 46H97V49L96 50H94V53H92ZM103 44V43H102ZM42 45V44H41ZM69 45V44H68ZM70 45H72V44H70ZM69 45V46H70ZM74 45V44H73ZM235 46V47H237L235 50H233V51H231L230 50V48H231V46ZM6 46V45H5ZM132 46H134V43L132 44ZM46 47H47V45H46ZM134 47H137V45L136 46H134ZM139 47V46H138ZM153 47V46H152ZM10 48V47H9ZM36 48V47H35ZM179 48H182V50L181 51H179L180 49ZM209 48V49H208ZM1 49V48H0ZM11 49H12V47H11ZM34 49V48H33ZM44 49V45L43 46H41V51ZM54 49V48H53ZM59 49V51H60V48H58ZM75 49V48H74ZM102 49V50H103ZM139 49V48H138ZM148 49V48H147ZM153 49V48H152ZM155 49V48H154ZM4 50V49H3ZM22 50V49H21ZM21 50H19V51H21ZM25 50V49H24ZM47 50V49H46ZM50 50H51V48H50ZM129 50V49H128ZM158 50V49H157ZM39 51V50H38ZM56 51V50H55ZM79 51V50H78ZM130 51V50H129ZM139 51H140V49H139ZM147 51H150V50H147ZM153 51V50H152ZM5 52V51H4ZM17 52V54H18V50L16 51ZM53 52V51H52ZM64 52H66V51H64ZM131 52V51H130ZM134 52V51H133ZM8 53V52H7ZM13 53V52H12ZM46 53H47V51H46ZM45 53V54H46ZM61 53V52H60ZM153 53H154V55H155V52L153 51ZM2 53H0V55H1ZM8 54H10V53H8ZM14 54V53H13ZM20 54V53H19ZM38 54H40V52H38ZM48 54H50V53H48ZM56 54V53H55ZM54 54V55H55ZM137 54V53H136ZM139 54V53H138ZM156 54V55H157ZM163 54V53H162ZM208 54H211L212 56H209ZM4 55V54H3ZM41 55V54H40ZM52 55H53V53H52ZM51 55V56H52ZM53 55V56H54ZM67 55H69V54H67ZM140 55V54H139ZM138 55V56H139ZM254 55H258L257 57H259L258 59H260V61L259 62H257L256 64H255V62L256 61H258V59L256 60L255 58H254ZM2 56V55H1ZM21 56V55H20ZM20 56L18 57V59L20 58ZM49 56V55H48ZM47 56V57H48ZM63 56V55H62ZM133 56V55H132ZM131 56V57H132ZM12 57H14L15 58V56L13 55ZM11 57V58H12ZM35 57H37V55L35 56ZM70 58H68V56H66V55H64L63 56V60H60L61 61V63H58L57 62V66H58V68H62V67H64V65H69V66H71L78 58H79V56H77V57H75V56H69ZM128 57V56H127ZM256 57V56H255ZM7 58V57H6ZM14 58H12V59H14ZM29 58V57H28ZM38 58V57H37ZM41 58V57H40ZM52 58V57H51ZM61 58V57H60ZM59 58V59H60ZM133 58V57H132ZM5 59V58H4ZM34 59V58H33ZM39 59V58H38ZM54 59V58H53ZM125 59V58H124ZM128 59H129V57H128ZM148 59V58H147ZM8 60V59H7ZM30 60V59H29ZM29 60H27V61H29ZM32 60V59H31ZM56 60V59H55ZM54 60V61H55ZM133 60V59H132ZM132 60H130V61H132ZM148 60H150V59H148ZM148 60H146V61H148ZM151 60H153V59H151ZM150 60V61H151ZM18 61V60H17ZM144 61V60H143ZM142 61V62H143ZM156 60H154V62H155ZM13 62V61H12ZM26 62V61H25ZM29 62H31V61H29ZM28 62V63H29ZM52 62V61H51ZM127 62V61H126ZM35 61L32 63V66H35ZM39 63L40 64H42V62H38V65H39ZM46 63H47V61H46ZM113 63H115V62H113ZM119 63V62H118ZM150 63V62H149ZM233 63V64H232ZM136 64V63H135ZM144 64V63H143ZM147 64H148V62H147ZM146 64V65H147ZM151 64V63H150ZM150 64H148V65H150ZM155 64V63H154ZM153 64V65H154ZM232 64V65H231ZM116 65V64H115ZM124 65H126V64H124ZM123 65V66H124ZM51 66H52V63H51ZM120 66V65H119ZM129 65H127V67H128ZM134 66V65H133ZM132 66V67H133ZM158 66V65H157ZM158 66V67H159ZM167 66V67H166ZM67 67V66H66ZM65 67V68H66ZM130 67V66H129ZM132 67H131V70H132ZM141 67V66H140ZM143 67H144V65H143ZM152 67V66H151ZM7 68V67H6ZM9 68V67H8ZM31 68V67H30ZM53 68V67H52ZM115 68H117L118 70L117 71H119L120 70V67H115ZM137 68V67H136ZM142 68V67H141ZM140 68V69H141ZM147 68V67H146ZM155 68V67H154ZM222 68H227L228 69V71H223V70H221ZM14 69V68H13ZM34 69V68H33ZM43 69V68H42ZM67 69V68H66ZM111 69H113V68H111ZM130 69V68H129ZM127 70H128V68H127ZM127 70H125V71H127ZM143 70H144V68H143ZM146 70V69H145ZM148 70V69H147ZM155 70V69H154ZM10 71V70H9ZM35 71V70H34ZM67 71V70H66ZM134 71H135V67H134ZM134 71H132V73H134ZM138 71V70H137ZM3 72V71H2ZM49 72V74H52L53 72H54V74H55V71H54V69H53V72L51 71V70H49L48 71ZM103 73L102 75H100L99 77H97V80H96V84L93 86V89L92 90H95V91H93L94 92V96H92L91 97V95H90V93H88V94H84V93H81V91H82V89H83V87H82V89H81V86H79V87H76L75 88V85L73 84V83H71V84H73V88H71V89H73V93L72 94H74L75 95V97L77 96V97H82L83 95H84V97H82L83 99H77V106H76V108H75V110H73V112H72V117L68 120L67 119V127L66 128H64L62 131H64L68 136H69V138H65V137H63V138H60L61 139V141L59 142V144H58V152H59V156H55V157H59V159H58V162L60 161V156H64V152H65V150H66V146H69V145H72V143H74V142H76V141H74V142H72V137H74L75 135H78V132L80 133V135L83 137L84 136V130L83 129H80V128H78V125H80V126H83L85 129H87V127H88V125H87V123H85V121H84V119H85V117H87L86 116V114L91 110L93 113H95V114H98V113H100V111H101V109L103 110V108H104V106H105V102L107 101V99L110 97V94L111 93H113V89H112V83H108L107 81H104L103 79H102V81L100 82V80H99V78H101V77H103V76H108V74H110V73ZM111 72V71H110ZM139 72V71H138ZM137 72V73H138ZM141 72V71H140ZM153 72V71H152ZM157 72V71H156ZM12 72H4L3 74H4V78H5V74H11ZM142 73V72H141ZM2 74V75H3ZM67 74V73H66ZM139 74V73H138ZM146 74V73H145ZM150 74V73H149ZM255 74H260V76L259 77H254V75ZM60 75H61V73H60ZM147 75V74H146ZM159 75V74H158ZM8 76V75H7ZM37 76V75H36ZM54 76V75H53ZM109 77V76H108ZM125 77H127V76H125ZM130 77H131V75H130ZM146 77V76H145ZM3 78V77H2ZM49 78H50V75H49ZM57 78H58V76H57ZM82 78H84V76H82L81 77V79ZM91 78V76L89 77V78H86V80H89ZM128 78V77H127ZM140 78V77H139ZM158 78V77H157ZM6 79V78H5ZM52 79V78H51ZM51 79H50V81H51ZM55 79V78H54ZM93 79H94V77H93ZM117 79H119V78H117ZM124 79V78H123ZM136 79V78H135ZM141 79V78H140ZM152 79V78H151ZM33 80H34V77H33ZM36 80V79H35ZM34 80V82H36ZM38 80V79H37ZM53 80V79H52ZM66 80H67V78L64 80V82H63V85L61 86V88L63 89V90H65V88H67L68 86H66ZM82 81L83 82V84L84 83H88L87 81ZM91 80V79H90ZM113 80H114V78H113ZM149 80H150V78H149ZM161 80V81H162ZM2 81V83H1V87H3L6 83H8L7 81V79L5 80V84H4V80L3 79H1V77H0V82ZM44 81H46V80H44ZM54 81V80H53ZM118 81H120V80H118ZM124 81H125V79H124ZM129 81H131V79L129 80ZM152 81V80H151ZM161 81H159V82H161ZM48 82V81H47ZM46 82V83H47ZM56 82V81H55ZM117 82V81H116ZM147 82V81H146ZM145 82V83H146ZM234 82V84H235V82H237L238 83V85H240V83H242V82H245V84H246V88L248 89V90H250V82L252 83V86H251V89H252V92L253 93H251V92H249L248 94H244L243 95V97L242 96H240V94H239V90L237 89V88H235V86H229L231 89H232V91H230L231 92V94H230V96H226V95H224V93L222 92V90H219L218 88H221L220 87V85L218 86V84L219 83H233ZM127 83H128V81H127ZM131 84H132V82H130ZM129 83V84H130ZM149 83H152V82H150L149 81ZM158 83V82H157ZM209 83V84H208ZM2 84H4L3 86H2ZM18 84V83H17ZM20 84V83H19ZM32 84H34V83H32ZM50 84V83H49ZM80 84V83H79ZM89 84V83H88ZM119 84V83H118ZM154 84V83H153ZM208 84V85H207ZM229 84H225V86L226 85H229ZM233 84V85H234ZM43 85V84H42ZM128 85V84H127ZM141 85V84H140ZM155 85V84H154ZM157 86H158V84H156ZM161 84H159V88L158 89H160V88H163V86L161 85ZM255 85H256V88H255ZM259 85V86H258ZM24 86H26V85H24ZM37 86H38V84H37ZM117 86V85H116ZM115 86V87H116ZM132 86V85H131ZM149 86V85H148ZM222 86H224V85H222ZM27 87V86H26ZM36 87V86H35ZM39 87V86H38ZM114 87V88H115ZM154 87V86H153ZM29 88V87H28ZM48 88V87H47ZM52 88V87H51ZM60 88V87H59ZM121 88V87H120ZM132 88V87H131ZM143 88V87H142ZM148 88V87H147ZM205 88H208V89H210V91H209V93L211 94V97H209V101H206V98L205 97H202L201 95H200V97L199 98H197V95L198 94H202V92L205 90ZM225 88V87H224ZM229 88V89H230ZM240 88V87H239ZM4 89V88H3ZM3 89H0V90H3ZM40 89V88H39ZM57 87H54L53 89H50V91H49V95H47V96H42L40 99H42V100H44V99H46V98H49V97H52V96H54L53 97V99L55 98V93H61L59 96H63V94H64V92L61 90H59L58 92H57ZM79 89H81V90H79ZM117 89V88H116ZM129 89V88H128ZM133 89V88H132ZM140 89V88H139ZM164 89H168L167 88V86L165 87V88H163V91H158L156 88L155 89H153L152 90V95H151V92H150V94H148L147 96H151L150 97V99H148V100H146L145 98H143V101H141L140 102V99L141 98H139V94L141 93V92H138V91H136L135 92V94H133V95H130L128 98H126L125 100H124V102H122L125 106H126V108L128 109V110H130L131 112L129 113V114H127V115H132L133 117H137V118H135L133 121H132V118H128L127 120L128 121H132V123H133V125H132V127H130L131 129V131L132 132H138V134H139V136L140 135H145L146 133L145 132H143L142 130H151V129H153L155 126H152L151 125V123L150 122H155L156 123V126L157 127H160L161 129L160 130H163V131H165V133L170 129V131H173V132H175V134H183V136H184V133H186L187 131H188V129L189 128H191L192 126L195 128V127H200V125H202L203 124V126L205 127V125H204V122H205V120H204V116H203V113L205 112V109H204V111L202 110V106L199 108H196L195 106H193V102H195L194 101V99H193V96H192V94H191V96H189V97H187L186 95H185V97H187V98H183L179 93H176V92H172V93H164ZM171 89V88H170ZM34 90H36V89H34ZM122 90H124V89H122ZM141 90H143V89H141ZM227 90V89H226ZM245 90V89H244ZM248 90H246V92L248 91ZM38 91V90H37ZM68 91V90H67ZM66 91V92H67ZM116 91V90H115ZM170 91H172V90H170ZM178 91H179V89H178ZM225 91V90H224ZM39 92H40V90H39ZM42 92V91H41ZM120 92V91H119ZM124 92V91H123ZM122 92V93H123ZM255 92V93H254ZM36 93V92H35ZM69 93H70V91H69ZM121 93V94H122ZM147 93H149V92H147ZM184 93V92H183ZM71 94V95H72ZM145 94V93H144ZM172 94V95H171ZM197 94V95H196ZM34 95V94H33ZM38 95V94H37ZM71 95H70V99L72 100L73 98H71ZM146 95V94H145ZM145 95H143V96H145ZM172 96V98H171V96ZM209 95V94H208ZM246 95H247V100H246V102L245 103H243L244 101L242 100V98H245L246 97ZM39 96V95H38ZM37 96V97H38ZM33 97H35V95L33 96ZM116 97V96H115ZM146 97V96H145ZM121 98V97H120ZM149 98V97H148ZM227 98V99H226ZM229 98V99H228ZM33 99V98H32ZM35 99V98H34ZM109 99H111V97L109 98ZM108 99V100H109ZM118 100H119V98H117ZM263 99V100H262ZM37 100V99H36ZM260 100H262L260 103H259V101ZM30 101H32V100H30ZM65 101V100H64ZM122 101V100H121ZM257 102V103H255V106H257V107H259L260 109H258V111H256L255 110V107H254V105H253V102ZM38 102V101H37ZM61 102V101H60ZM67 102V101H66ZM114 102V101H113ZM36 103V102H35ZM56 103V102H55ZM69 103V102H68ZM25 104H27V103H25ZM29 104V103H28ZM32 104V103H31ZM61 104H63V103H61ZM153 104V106H151ZM1 105H3V98H1V96H0V106ZM24 105V103L23 104H21V107ZM30 105V104H29ZM44 105V104H43ZM48 105V103L46 104V106ZM68 105V104H67ZM70 105V104H69ZM109 105V104H108ZM42 103H40L39 102V104L37 103V107H35L34 109H32V110H30V111H28V113H30L29 115H27L26 117H25V119H30V120H28V122H27V125H26V127L31 131L32 130V132L34 131L33 129H35V128H38L37 127V123H36V121H37V119L35 118V115L36 116H38V114L41 116V112H42ZM49 106H51V105H49ZM190 106H193V108H191V109H193L194 111H196V114L197 115H195V119H196V117L198 118V121L196 122L195 121V119H191L192 118V116H191V118L190 117H188V115H190V110L191 109H189V107ZM20 107V108H21ZM65 107V106H64ZM109 107V106H108ZM114 107H115V105H114ZM119 108H123V106H121V105H119L118 106ZM222 107V110H221V112L219 113V112H217V109H219V108H221ZM4 108V107H3ZM19 108V109H20ZM55 108V107H54ZM125 108V107H124ZM18 109V110H19ZM22 109V108H21ZM106 109V108H105ZM51 110V109H50ZM55 109H53V111H54ZM112 110V109H111ZM125 110V109H124ZM45 111H47L46 109H45ZM66 111V110H65ZM107 111V110H106ZM9 112V111H8ZM7 112V113H8ZM25 112V111H24ZM57 112V111H56ZM55 112V113H56ZM59 109H58V114H59ZM121 112V111H120ZM122 112H125V111H122ZM1 113V112H0ZM6 113V112H5ZM19 113H21V112H19ZM110 113H111V111H110ZM114 113V112H113ZM208 113H210V112H208ZM207 113V114H208ZM22 114V113H21ZM21 114H19V115H21ZM51 114H53V113H51V112H49L48 114H47V118L51 115ZM119 114V113H118ZM258 114V113H257ZM260 114H261V112H260ZM16 115V114H15ZM259 117H260V115H258ZM264 116V115H263ZM2 117V116H1ZM7 117V116H6ZM17 117V116H16ZM43 117V116H42ZM4 118H5V116H4ZM38 118V117H37ZM45 118V117H44ZM47 118H45V120L47 121ZM264 118V117H263ZM7 119H8V117H7ZM9 119H10V117H9ZM12 119H13V117H12ZM18 119V118H17ZM35 119H36V121H35ZM14 120V119H13ZM197 120V119H196ZM41 121V120H40ZM39 121V122H40ZM45 121V122H46ZM100 121H101V119H99V120H97V123L99 124L100 123ZM2 122H4V121H2ZM6 122V121H5ZM38 122V121H37ZM14 123V122H13ZM18 123V120H17V122H16V124ZM19 123H21L20 122V120H19ZM40 124V123H39ZM13 125L14 124H12V127H13ZM21 125V124H20ZM43 125V124H42ZM50 125V124H49ZM142 125V129H140L141 126ZM39 126V125H38ZM44 126V125H43ZM17 127V126H16ZM40 127H42V126H40ZM62 127V126H61ZM9 128V127H8ZM7 128V129H8ZM44 128V127H43ZM56 128H58L57 126H55V127H52L51 128V130H55ZM264 128V127H263ZM2 129V128H1ZM42 129V128H41ZM59 129V128H58ZM184 129H187L186 130V132H181V131H183ZM197 129V128H196ZM204 129V128H203ZM13 130V129H12ZM23 130H27V129H23ZM59 130H61V129H59ZM248 130H250V129H248ZM247 130V131H248ZM4 131V130H3ZM8 131V130H7ZM14 131V130H13ZM102 131V130H101ZM1 132H2V130H1ZM38 132V131H37ZM9 133V132H8ZM12 133V132H11ZM39 133V132H38ZM73 133H76V134H74L73 135ZM2 134V133H1ZM44 134V133H43ZM198 134H199V132H198ZM13 135V134H12ZM16 135V134H15ZM30 135V134H29ZM6 136V135H5ZM25 137H26V135H24ZM23 136V137H24ZM33 136V135H32ZM149 136V135H148ZM201 136H202V134H201ZM220 136V135H219ZM245 135L244 134H241L240 135V137L239 138H237V139H235V140H237V143L240 145V149H243V148H245V143L247 144L248 143V139H244L245 137H244ZM18 137H21V133H20V136H18ZM186 137V136H185ZM204 137H205V135H204ZM2 138H5V137H2ZM45 138V137H44ZM44 138L42 139V140H44ZM144 138H146V139H148V140H150V138H148V137H144ZM159 138V137H158ZM183 139H181V137H180V139H178V140H176L175 141V143H174V145H169L170 147H168L167 149H166V151H163V149H161V147H160V145L159 144H157L156 145V143H158V142H156V143H154L155 142V140H154V142H152V143H150L149 145H148V148L149 149H154L155 148V152L157 153V154H161V153H163L162 154V156L164 155V153H166L167 155H169L168 156V158H172V157H174V156H176L177 158H179V157H187V159H188V166H187V169H188V171L190 172V174H191V176H189V173H188V176L189 177H191L192 178V186L194 187V188H196V190L197 191H201V189H207V188H210L212 185H213V183L215 182V184H216V182L217 181H221V178L223 177V172H222V168H224V167H222L221 169H220V167L217 165V164H215L214 162V160H213V158L212 157H209L208 156V153L207 152H209V153H212V152H214V151H216L217 149H221V154L220 155H218V156H216L215 157V160L220 156V159L222 160V157H223V155H226V153L227 154H229V152H228V150H227V148L226 147H224V146H222V144H220L219 143V141L217 140V139H212L210 142H209V148H207L206 150L207 151H204V152H202V153H199L200 151H199V148L202 146L201 144H198V149H197V152L196 153H193L194 151H196V149L195 150H193V148H191V146H186L183 150H181L180 149V143L181 142H183L184 141V137H182ZM187 139H189L188 137H186ZM192 138L193 139H197V137L196 136H194V135H192ZM201 138V137H200ZM1 139V138H0ZM75 139V138H74ZM202 139H203V137H202ZM201 139V140H202ZM21 140V139H20ZM35 140V139H34ZM159 140H160V138H159ZM199 140V139H198ZM1 141V140H0ZM31 141V140H30ZM40 140H36L35 142H39ZM44 141H46V140H44ZM77 141H79V139L77 140ZM85 141H86V139H85ZM145 141V140H144ZM171 141V140H170ZM203 141V140H202ZM20 143H21V141H19ZM121 142H122V140H121ZM143 142V141H142ZM141 142V143H142ZM146 142H148V141H146ZM4 143V142H3ZM19 143V145H21ZM44 143H46V142H44ZM189 143V142H188ZM200 143V142H199ZM11 144V143H10ZM12 144H14V143H12ZM17 144V143H16ZM15 144V145H16ZM26 144H28V143H26ZM34 144V143H33ZM80 144H82V143H80ZM112 144V143H111ZM147 144V143H146ZM193 144V143H192ZM205 144V143H204ZM203 144V145H204ZM18 145V144H17ZM35 145H36V143H35ZM54 145V144H53ZM57 145V144H56ZM164 145V144H163ZM163 145L161 144V146L163 147ZM197 145V144H196ZM230 146H231V144H229ZM12 146V145H11ZM27 146V145H26ZM25 146V147H26ZM39 146V145H38ZM195 146V145H194ZM9 147V146H8ZM44 147V146H43ZM105 147V146H104ZM10 148V147H9ZM13 148V147H12ZM57 148V147H56ZM80 148V147H79ZM102 148V147H101ZM106 148V147H105ZM137 148H138V152H139V154L138 155H140V153L142 152V150H143V148L142 149H140L138 146H137ZM137 148H135V149H137ZM195 148V147H194ZM22 149H24V148H22ZM36 149V148H35ZM39 149H40V147H39ZM53 149H55V148H53ZM133 149V148H132ZM132 149H130V148H126L124 151H122L121 149V154L124 156V158H127L128 159V161H131L133 158H134V149L132 150ZM12 150V149H11ZM15 150V149H14ZM27 150V149H26ZM37 150V149H36ZM110 150V149H109ZM112 150V149H111ZM1 151L2 152H4V150L3 149H1ZM13 151V150H12ZM19 151V150H18ZM21 151H23V150H21ZM21 151H20V153H21ZM30 151V150H29ZM28 151V152H29ZM41 153H42V151H41V149L39 150ZM54 151H57V150H54ZM154 151V150H153ZM6 152V151H5ZM32 152V151H31ZM30 152V153H31ZM103 152V151H102ZM101 152V153H102ZM144 152V151H143ZM14 153H16V151L14 152ZM23 153V152H22ZM35 153V152H34ZM54 153V152H53ZM239 153H242V152H239ZM6 154V153H5ZM33 154V153H32ZM36 154V153H35ZM79 154V153H78ZM98 154V153H97ZM145 154V153H144ZM143 154V155H144ZM152 154V153H151ZM10 155V154H9ZM81 155V154H80ZM79 155V156H80ZM106 155V154H105ZM108 155V154H107ZM106 155V156H107ZM154 155V154H153ZM11 156H12V154H11ZM16 156V155H15ZM18 156L19 155H17L16 157L18 158ZM21 156V155H20ZM37 156H39V155H37ZM42 156H44V158L45 157H47V158H49L50 156H51V149L49 148V147H45L44 148V150H43V154H42ZM78 156V157H79ZM83 156V155H82ZM81 156V157H82ZM109 156V155H108ZM148 156V155H147ZM0 159H2L3 158V156L2 155H0ZM78 157H77V159H78ZM99 157H101V155L99 156ZM149 157V156H148ZM6 158H8L7 156H6ZM5 158V159H6ZM12 158V157H11ZM21 159H22V157H20ZM39 158V157H38ZM52 158H53V156H52ZM51 158V159H52ZM74 158V157H73ZM84 158V157H83ZM116 158V157H115ZM141 158V159H140ZM4 159V160H5ZM14 159V158H13ZM20 159V160H21ZM41 159V158H40ZM50 159V158H49ZM53 159H55V158H53ZM52 159V160H53ZM119 159V158H118ZM150 159V158H149ZM3 160V159H2ZM9 160V159H8ZM23 160V159H22ZM57 160V159H56ZM55 160V161H56ZM97 160V159H96ZM185 160H186V158H185ZM10 162L12 161L11 159L9 160ZM26 161V160H25ZM45 161H48V160H46L45 159ZM50 161V160H49ZM98 161V160H97ZM100 161V160H99ZM98 161V162H99ZM102 161V160H101ZM113 161V160H112ZM13 163L14 162H16L17 163V161L16 160H13L12 161ZM30 162V161H29ZM42 162V161H41ZM87 162V161H86ZM85 162V163H86ZM96 162V161H95ZM107 162V161H106ZM111 162V161H110ZM114 162V161H113ZM117 162H119V161H117ZM167 162V161H166ZM178 162V161H177ZM176 162V163H177ZM183 162V161H182ZM1 163H2V161H1ZM21 163V162H20ZM47 163V162H46ZM52 163V162H51ZM50 163V164H51ZM56 163V162H55ZM84 163V164H85ZM91 163V162H90ZM137 164H139V166L137 165L135 168H134V170L133 171H131V172H125V173H121L122 174V176H120V179H121V181H119V182H121L122 184H124L125 186L128 184L129 185V187L130 188H132V187H134V185L132 184V183H130L131 182V179H135L134 181H136V185H135V187H136V189L138 190V191H136V192H138V194L142 197V202H141V200L140 201H137L136 199H133V200H135L137 203H133L132 201L133 200H131V201H129V202H127V204H126V206H124L122 209H120V210H117V212H118V215H117V217L115 218V219H112L111 221H110V219H108L107 221H106V219H105V222H102L103 224H101V225H91V224H89L90 222H88V220H90L91 218H92V213H93V207H91L90 205L91 204H89L90 203V197H87V196H84L83 198H80V205H78V204H73L74 206H72L71 204H69L70 205V211L72 212V210H76V208L78 207V209H81V211H82V214H81V218H82V220L83 221H85V222H83L82 220V222L83 223H85V224H83L82 223V225H81V222H80V227L82 226V228H84L85 227V225L87 226V224H89V226H88V228H89V230H88V232H83V240L82 241H80V242H76V240H78L77 238L79 237H75V238H73L72 236V240H70L69 242H71V243H68V242H65V241H61V242H55L56 244L55 245H53V246H55V247H58L57 245H59V244H63V250L60 252L59 250L60 249H62V247L61 248H59V250L57 249V248H55V249H57L60 253H56V254H53L52 252H51V258H53V257H55L56 259H54L55 261H58V260H60V262L62 261L63 262V260L64 261H66L65 263H63V264H67V261H68V259H69V256L72 254V258L71 259H74V260H77V258H79V263L80 264H86L87 262H89V261H93V260H95L96 258H99L100 257V255L102 254V253H106V250L107 249H109V245H111V244H114V242H115V240L121 235V234H123V233H127L128 231H130V230H134V229H139L143 224H145V220L147 221V223H152V222H155L157 219H159L160 218V216H168V214L170 213V211L171 210H169V211H167L165 214H162V215H158L157 217H153V216H151V214H152V212L153 211H149V209H148V205L151 203V202H153L159 195H161V194H163V193H169V192H172L174 195H177V194H179V193H177L176 191H172V189H171V187H169V190L167 191V189H168V184L166 183V182H163L164 181V179L167 177V176H169V175H166V174H164V173H162V169H161V167L160 168H158V167H156V166H150V161H148V159L147 158H142L141 157V155H140V157L138 156V158H137V162H136ZM217 163H221V161L220 162H217ZM5 164V163H4ZM15 164V163H14ZM23 164H24V162H23ZM48 164V163H47ZM84 164H82V165H84ZM97 164V163H96ZM114 164V163H113ZM131 164V163H130ZM133 164V163H132ZM186 164V163H185ZM57 165V164H56ZM81 165V166H82ZM103 165H105V164H103ZM111 165V164H110ZM152 165V164H151ZM174 165H176V164H174ZM173 165V166H174ZM225 165V164H224ZM17 166V165H16ZM116 166H117V164H116ZM60 167V166H59ZM74 167H76V165H74ZM77 167H79V166H77ZM83 167H85L86 168V166H83ZM89 166L87 165V168H88ZM91 167V166H90ZM98 167L99 166H97V169H98ZM103 167V166H102ZM122 167V166H121ZM166 167V166H165ZM176 167V166H175ZM226 167V166H225ZM229 167V166H228ZM227 167V168H228ZM234 167H236L235 165H234ZM45 168H47V167H45ZM45 168L43 169V170H45ZM53 168H54V166H53ZM61 168H63V167H61ZM93 168V167H92ZM91 168V169H92ZM119 168V167H118ZM232 168V167H231ZM13 169V168H12ZM23 169H26L25 167H23ZM22 169V167H21V170H23ZM60 169V168H59ZM83 169V168H82ZM96 169V170H97ZM102 169V168H101ZM108 169H110L109 167H108ZM174 169V168H173ZM172 169V170H173ZM32 170V169H31ZM48 170V169H47ZM58 170V169H57ZM89 170V169H88ZM96 170H95V172H96ZM122 170V169H121ZM3 171V170H2ZM9 171V170H8ZM25 171V170H24ZM29 171V170H28ZM59 171V170H58ZM78 171H81L80 169H78ZM78 171H76V172H78ZM90 171V170H89ZM123 171V170H122ZM14 172H17V171H14ZM19 172V174H22V173H20V171H18ZM50 172V171H49ZM54 172V171H53ZM95 172H94V174H95ZM98 172V171H97ZM120 172V171H119ZM225 172V171H224ZM237 172H239L238 170H237ZM8 173V172H7ZM6 173V174H7ZM10 173V172H9ZM30 173V172H29ZM40 173V172H39ZM2 174V173H1ZM90 174V173H89ZM111 174V173H110ZM177 174V173H176ZM185 174H187V173H185ZM228 174V173H227ZM258 174V173H257ZM4 175V174H3ZM2 175V176H3ZM12 175V174H11ZM14 175V174H13ZM23 175V174H22ZM39 175V174H38ZM48 175V174H47ZM114 175L115 174H112L111 175V178H113L114 177ZM120 175V174H119ZM172 175V174H171ZM248 175V174H247ZM260 175H262V174H260V171H259V174H258V176H260ZM1 176V175H0ZM33 176V175H32ZM100 176H105V174H104V172H102L101 174H100ZM242 176H245L244 174H242ZM6 176H4V178H5ZM10 177V176H9ZM22 177V176H21ZM35 177V176H34ZM50 177V176H49ZM110 177V176H109ZM122 177V178H121ZM237 177V176H236ZM246 177V176H245ZM244 177V178H245ZM251 177H253V176H251ZM263 177V176H262ZM3 178V177H2ZM24 178V177H23ZM22 178V179H23ZM51 178V177H50ZM111 178H110V180H111ZM168 178V177H167ZM238 178V177H237ZM249 178V177H248ZM11 179L14 181V180H16V177L15 178H13L12 176H11ZM11 179H8V180H11ZM17 179H18V176H17ZM20 180H21V178H19ZM18 179V180H19ZM83 179V178H82ZM93 179V178H92ZM185 179V178H184ZM262 179V178H261ZM0 180H1V178H0ZM6 180V178L4 179V180H2V181H5ZM49 180V179H48ZM93 180H95V179H93ZM92 180V181H93ZM115 180H117V178H115ZM155 182H154V181ZM173 180V179H172ZM183 180V179H182ZM227 180V179H226ZM13 181L12 182H8L7 180H6V182L7 183H13ZM32 181H34V179L32 180L31 179V184H33L32 183ZM118 181V180H117ZM169 181H171V179L169 180ZM180 181V180H179ZM228 181V180H227ZM15 182V181H14ZM17 182V181H16ZM39 182V181H38ZM51 184H53L52 183V180L50 179V181H49ZM88 182V181H87ZM232 182V181H231ZM248 182V181H247ZM34 183H35V181H34ZM40 183V182H39ZM81 183H84V182H81ZM176 183V182H175ZM174 183V184H175ZM218 183V182H217ZM222 183V182H221ZM5 184V183H4ZM41 184V183H40ZM47 184V183H46ZM111 184V183H110ZM225 183L223 182V185H224ZM0 185H3V184H0ZM6 185V184H5ZM4 185V186H5ZM43 185V184H42ZM45 185V184H44ZM54 185V184H53ZM61 185V184H60ZM83 185H86V184H83ZM104 185V184H103ZM223 185H221V186H223ZM29 186V185H28ZM52 185H50V187H51ZM69 186H74V185H69ZM68 186V187H69ZM82 186V185H81ZM86 186H88V184L86 185ZM227 186V185H226ZM251 186V185H250ZM11 187V186H10ZM31 187H32V185H31ZM54 187V186H53ZM77 187V186H76ZM83 187V186H82ZM119 187H120V184L118 185V187H117V184L116 183H114V182H112V184H111V186H110V190H116V189H119ZM135 187H134V190H135ZM173 187V186H172ZM193 187H191V188H193ZM7 188V187H6ZM43 188L45 189V188H47V185H46V187H44L43 186ZM70 188V187H69ZM85 188V187H84ZM122 188V187H121ZM213 188V187H212ZM212 188H211V190H212ZM221 188V187H220ZM228 188V187H227ZM11 189H13V187L11 188ZM10 189V194H11V190ZM72 187L70 188V190L68 191V192H72ZM79 189V188H78ZM86 189V188H85ZM87 189H88V187H87ZM93 189V188H92ZM97 189H99V188H97ZM214 189V188H213ZM132 190V189H131ZM134 190H132V192L134 191ZM217 190H218V188H217ZM252 190V189H251ZM65 191H67L66 189H65ZM87 191V190H86ZM127 191H129L130 192V190L129 189H127ZM254 191V190H253ZM6 192H8L9 193V191H6ZM19 192H21V191H19ZM41 193H42V190L40 191ZM81 192V191H80ZM89 192H90V189H89ZM122 192H124V191H122ZM128 192V193H129ZM135 192V193H136ZM208 192V191H207ZM2 193H5V190H3V189H1L0 190V195L2 194ZM67 193V192H66ZM72 193H74V192H72ZM71 193V194H72ZM76 193V192H75ZM78 193V192H77ZM87 193L88 192H86V195H87ZM92 193V192H91ZM203 193V192H202ZM205 193V192H204ZM6 194V193H5ZM25 194H27V193H25ZM70 194V193H69ZM96 194V193H95ZM206 194V193H205ZM213 194H215V191H214V193ZM7 195V194H6ZM5 195V196H6ZM40 195V194H39ZM75 195V194H74ZM92 195V194H91ZM97 195V194H96ZM138 195V196H139ZM203 195V194H202ZM2 196H3V194L0 196V207H1V203H3V201H4V199H2ZM18 195H16V197H17ZM42 196H44V194L42 195ZM45 196H47V194L45 193ZM95 196V195H94ZM9 197V196H8ZM47 197H49V195L47 196ZM204 197V196H203ZM208 197V196H207ZM206 197V198H207ZM4 198V197H3ZM46 198V197H45ZM60 198V197H59ZM69 199H70V201H71V197H68ZM94 198H96V197H94ZM93 198V199H94ZM135 198V197H134ZM238 198V197H237ZM48 199V198H47ZM55 200L54 198H52L51 196H50V200H48L49 202L51 201V203H52V201L53 200ZM69 199H68V201H69ZM260 199V198H259ZM1 200H2V202H1ZM8 200V199H7ZM94 200H97V199H94ZM32 201V202H31ZM39 201H41L42 202V200L40 199ZM58 201V200H57ZM98 201V200H97ZM7 202V201H6ZM5 202V203H6ZM40 202V203H41ZM44 202H46L45 200H44ZM257 202V201H256ZM38 203V202H37ZM51 203H49V204H51ZM55 203V202H54ZM53 203V204H54ZM69 203V202H68ZM72 203V202H71ZM105 203H106V201H105ZM141 203V204H140ZM176 203H178L177 201H175V204ZM34 204H35V201L34 200H32V198L31 197H21V198H16V200H14L13 202L12 201H10V203H9V206L8 207H11V213H8V215L9 214H11V219L14 217H16V215H17V217H19L18 215H22V213H24L26 210H29V208H30V206H31V208H33L34 207ZM52 204V205H53ZM94 204V203H93ZM140 204V205H139ZM249 204H251V202L249 203ZM259 204V203H258ZM7 206V203L6 204H4V206ZM38 205V204H37ZM41 205H42V203H41ZM41 205H38V206H40L41 207ZM57 205V204H56ZM55 206V205H54ZM68 206V205H67ZM117 206V205H116ZM118 206H119V204H118ZM252 206V205H251ZM58 207V206H57ZM112 207V206H111ZM255 207V206H254ZM4 208V207H3ZM39 207H37V209H38ZM46 208V207H45ZM48 208V207H47ZM46 208V209H47ZM163 208L164 209H166V210H168V209H171V205H165V206H163ZM207 208V207H206ZM219 208H220V206H219ZM216 209V212L218 211V210H220V211H224V209L226 208V206H222V209ZM256 208V207H255ZM262 208H264V205L262 206ZM35 209V208H34ZM34 209H32V210H34ZM36 209V210H37ZM49 209H51V208H49ZM53 209H56V208H54L53 207ZM59 209V208H58ZM142 209V212L140 213V215L138 216V217H136V216H134L133 214H135L136 213V211H138V210H141ZM261 209V208H260ZM8 210V209H7ZM43 210H45V209H43ZM57 210V209H56ZM55 210V211H56ZM68 210H69V208H68ZM247 210V209H246ZM39 211V210H38ZM70 211H67V212H69L70 213ZM77 211L78 210H76V213H77ZM111 211V210H110ZM29 212V211H28ZM35 212V211H34ZM49 212H50V210H49ZM75 212V211H74ZM74 212L73 213H71V214H74ZM146 212V213H145ZM174 212V211H173ZM203 212V211H202ZM0 213H2V212H0ZM26 213V212H25ZM36 213H37V211H36ZM39 213H40V211H39ZM38 213V214H39ZM46 213V212H45ZM52 213H53V211H52ZM58 213V211H56V214ZM79 213V212H78ZM81 213V212H80ZM205 213V212H204ZM250 213V212H249ZM27 214V213H26ZM30 215H28V217L29 216H31V213H29ZM141 214H143L142 216H141ZM203 214V213H202ZM35 215V213H33V218L35 217L34 216ZM43 215V214H42ZM47 215H48V213H47ZM55 215V214H54ZM95 215V214H94ZM145 215H146V217H145ZM247 215H248V213H247ZM22 216H24V215H22ZM27 216V215H26ZM45 216H46V214H45ZM106 216V215H105ZM205 216V215H204ZM235 216V215H234ZM28 217H27V219H28ZM40 217V216H39ZM42 217V216H41ZM55 217V216H54ZM61 216L59 215V217L58 218H60ZM72 217V216H71ZM70 217V218H71ZM260 217V216H259ZM14 218H13V221H14ZM20 218V219H19ZM18 218V220H17V224L16 225H18L19 227L21 226V228L19 229V230H21L20 231V233L22 234V224H21V222H22V220L24 221L25 220V222H26V219L25 218H23V219H21V217H19ZM32 218V219H33ZM77 218V217H76ZM193 218V217H192ZM199 218V217H198ZM264 218V217H263ZM8 219V218H7ZM16 219V218H15ZM35 219V218H34ZM36 219H37V217H36ZM42 219V218H41ZM44 219V218H43ZM57 219V218H56ZM71 219H74V217L73 218H71ZM79 219V217L77 218V220ZM224 219V218H223ZM45 220H46V218H45ZM48 220H49V218H48ZM104 220V219H103ZM6 221V218L5 217H3V215H1L0 216V225H3L4 226V222ZM29 221V220H28ZM40 221V220H39ZM54 221V220H53ZM61 221V223H62V219L61 220H59L58 222H60ZM69 221V220H68ZM71 221V220H70ZM230 221V220H229ZM44 222V221H43ZM47 222H50V221H47ZM71 222H73V221H71ZM214 222V221H213ZM260 222H262V220L260 219ZM264 222V221H263ZM6 223V222H5ZM37 223V222H36ZM46 223V222H45ZM64 221H63V224H60V225H64ZM186 223V222H185ZM197 223H199L200 224V221L198 220V222ZM46 224H48V223H46ZM51 224V223H50ZM67 224H70V223H68V222H66L65 223V225L66 226H68ZM223 224V223H222ZM30 225H33V224H30ZM30 225H29V227H30ZM55 225L56 224H54V227H55ZM59 225V224H58ZM64 225V228L63 227H61V230H62V228H63V232H64V230H66V226ZM224 225V224H223ZM227 225V224H226ZM7 226V225H6ZM70 226V231H71V227H75L76 226V229H77V227H79V223L77 224V223H72L71 225H69ZM68 226V227H69ZM112 226H115V228L116 229H119L118 230V232L117 233H114V235H112L111 237H109L108 239H106L104 242H102V243H100L99 241H98V237L99 236H101V233L102 232H104L102 235H104V234H107L108 232H109V229H110V227H112ZM218 226H220V225H218ZM217 226V227H218ZM222 226V225H221ZM264 226V225H263ZM18 227V228H19ZM24 227L25 226H23V229H24ZM37 227V226H36ZM35 227V228H36ZM59 227V228H60ZM73 227V228H74ZM188 229H190L191 228V226H189L188 225ZM229 227V226H228ZM228 227H226V228H228ZM16 228V227H15ZM33 228V227H32ZM58 228V231L60 230ZM72 228V231H74V232H67V231H65V232H67V236H70L69 234H78L79 232V230L76 232V230H74ZM222 228V227H221ZM237 228V227H236ZM11 229V228H10ZM10 229H9V231H10ZM49 229H51V227L49 228ZM48 229V230H49ZM56 229V228H55ZM54 229V230H55ZM81 229V228H80ZM97 229V230H96ZM2 230H4L3 232H0L1 234H0V259H4V261H6L7 262V264H17V262H19L20 260L22 261L23 259H22V257L24 256V257H27V252L26 251H28V250H24V251H22V245H20V246H18L19 244H21V242L20 243H18L19 242V239L18 240H16V239H14L15 238V234H17V233H11V232H7L5 229H3V228H0V231H2ZM13 230V229H12ZM37 230V229H36ZM60 230V231H61ZM157 230L158 231H160L158 234H156L157 233ZM156 230V232L155 233H153V234H149L148 235V238H150V239H147V240H145V241H147V242H150V243H154V242H158V240H160V237L162 238V240L164 241V242H169L171 239H169V237H171V236H177L178 234H180L181 235V239L183 238V236L184 235H186L185 233H186V231L185 230H178V229H173V232H175V233H172L171 231H168L167 229H162V228H158ZM170 230H172V229H170ZM218 230V229H217ZM232 230H233V227L232 228H230V231L232 232ZM14 231H17V230H14ZM52 231V230H51ZM59 231V232H60ZM82 231V230H81ZM46 232L48 233V231L46 230ZM53 232V231H52ZM56 232V231H55ZM63 232L61 231V234H63ZM65 232H64V234H65ZM176 232H178V233H176ZM201 232V231H200ZM230 232V233H231ZM236 231L234 230V232L233 233H235ZM245 232V231H244ZM10 233V234H9ZM28 233V232H27ZM44 233V232H43ZM12 234V235H11ZM29 234V233H28ZM54 234V233H53ZM23 235L24 236H26V237H29L30 236V234H29V236L28 235H26V233H24V231H23ZM38 235H40V234H38ZM58 235V234H57ZM151 235H157V239H155V238H153ZM52 236H56V235H52ZM66 236V235H65ZM64 236V238L63 239H65L66 237ZM143 236V238H145L146 237V235H142ZM179 236V235H178ZM14 237V238H13ZM40 237V236H39ZM44 237V236H43ZM57 237V236H56ZM231 237V236H230ZM19 238H21V237H19ZM25 238V237H24ZM48 238V237H47ZM46 238V239H47ZM49 238H51V237H49ZM55 238V237H54ZM54 238H53V240H54ZM61 238V237H60ZM142 238V239H143ZM40 239V238H39ZM45 239V238H44ZM67 239V238H66ZM69 239V238H68ZM151 239H154L153 241L151 240ZM173 239V238H172ZM27 240V239H26ZM41 240V239H40ZM43 240V239H42ZM52 240V241H53ZM60 240V239H59ZM132 241L128 244L129 245V247L131 248V249H135V250H139L138 249V247H139V245H138V242H137V239L136 238H134L133 237V239H131ZM16 241H18L17 243L18 244H16L15 246H16V248H14V246H12V243H14V242H16ZM31 241V240H30ZM33 241H34V239L32 240V243H33ZM46 244H48V241H45V240H43ZM51 241V242H52ZM68 241V240H67ZM73 241L75 242V243H73ZM228 241H229V239H228ZM244 241V240H243ZM28 242H29V240H28ZM51 242H50V245H51ZM147 242H146V244H147ZM24 243H26L27 244V247H28V243H27V241H24ZM54 243V242H53ZM52 243V244H53ZM144 243V242H143ZM136 244V245H135ZM236 244H237V242H236ZM41 245V244H40ZM141 245H143V244H141ZM52 246V245H51ZM186 246V245H185ZM11 247L12 248H14V251L12 252V253H10L9 251H10V249H11ZM50 247V246H49ZM213 247V246H212ZM20 248V249H19ZM53 248V247H52ZM28 249V248H27ZM13 250V249H12ZM38 250V249H37ZM45 249H44V247H42V249H41V251L43 252ZM54 250V249H53ZM154 250V249H153ZM160 250H162V249H160ZM160 250H159V252H160ZM49 251H51V250H49ZM55 251V250H54ZM73 251V252H72ZM167 251H170V249H167ZM25 253V255H23V256H21V258L19 259V260H16L15 259V255L18 253ZM156 252H158V251H156ZM158 252V253H159ZM248 252V251H247ZM71 253V254H70ZM43 254V253H42ZM42 254H40V257L42 258V260H44L46 257H44ZM158 254H156V256L154 255L153 256V258H148L149 260H151V262H144V263H140V264H174V261H177L178 263H180V264H183V260H182V257H179V259L178 258H176V257H173L171 254H165V255H161L160 253H159V255L160 256H157ZM180 255V254H179ZM48 256V255H47ZM105 256V255H104ZM119 257H117L114 261H112V260H110V262H109V264H125L123 261H126V259H122V255L121 254H119L118 255ZM194 256V255H193ZM81 257V258H80ZM150 257V256H149ZM186 257V256H185ZM28 258V257H27ZM105 258H106V256H105ZM102 259H103V257H102ZM110 259V258H109ZM104 260V259H103ZM106 260V259H105ZM104 260V261H105ZM4 261H1L0 260V264H5V263H3ZM21 261H20V263H21ZM47 261V260H46ZM104 261H103V263H104ZM183 261V262H182ZM29 262V261H28ZM32 262V261H31ZM73 262V261H72ZM72 262H70L71 264H72ZM76 262V261H75ZM108 262V261H107ZM158 262V263H157ZM30 264V263H29ZM33 264V263H32ZM36 264V263H35ZM49 264V263H48ZM52 264H60L59 262H55V263H52ZM133 264V263H132ZM202 264H204V263H202Z\"/></svg>","mask_w":264,"mask_h":264}]
</instances>
